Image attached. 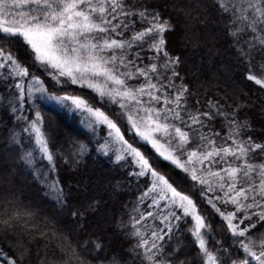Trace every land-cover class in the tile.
I'll return each mask as SVG.
<instances>
[{
	"label": "snow or ice",
	"instance_id": "1",
	"mask_svg": "<svg viewBox=\"0 0 264 264\" xmlns=\"http://www.w3.org/2000/svg\"><path fill=\"white\" fill-rule=\"evenodd\" d=\"M211 7L224 21L241 78L264 92V0H214ZM157 8L152 0H0V114L10 121L8 139L63 210L68 194L50 175L54 155L39 102L77 113L92 136L74 142L71 161L90 149L111 153L143 185L120 221L142 249L135 253L139 264H176L177 232L190 234L184 247L195 254L180 264H264V136L257 142L247 119L226 102L195 99L177 71L180 56L165 40L174 26ZM33 136L48 166H37ZM166 168L179 170L192 195L179 190ZM22 197L19 189L4 190L0 230L46 237L48 229L21 212ZM92 206L70 215L78 221ZM22 214L29 217L23 229ZM89 243L102 247L93 241L81 247ZM30 255L0 237V264H28ZM34 255L40 264L65 259Z\"/></svg>",
	"mask_w": 264,
	"mask_h": 264
},
{
	"label": "trees",
	"instance_id": "2",
	"mask_svg": "<svg viewBox=\"0 0 264 264\" xmlns=\"http://www.w3.org/2000/svg\"><path fill=\"white\" fill-rule=\"evenodd\" d=\"M152 2L157 4L163 18L174 26L171 33H165V40L169 51L180 56L182 64L177 71L189 84L195 99L203 104L206 99L214 98L236 108L240 118L247 119L253 138L259 142V137L264 136V92L258 90L259 85L241 78L243 66H238L231 50L224 21L211 7L214 0ZM39 103L43 116L41 129L54 155L55 167L50 175L68 194L65 199L69 207L62 210L54 201V193L46 197L45 188L32 178L30 170L20 164L17 158L19 147L8 139L9 133L5 131L10 121L0 114V196L5 189H19L23 193L19 205L21 212L27 209L32 213L30 219L33 223L40 229H48L46 237L36 234V230L22 231L19 236L12 230H0V237L8 236L27 247L31 254L28 264H40L34 255L38 251L42 257L46 253L47 259H54L53 253L56 256L63 254L65 259L58 264H110L113 258L118 264H139L135 253L142 249L135 247V239L124 234L126 229L120 227V221L127 220L125 205L131 210L138 189L143 185L130 175L125 165L119 161L115 163L111 153L105 155L90 149L73 163L69 152L73 150L74 142H87L86 135L92 136L91 130L86 122H81L77 113L70 114L54 102ZM99 135L103 133H97ZM30 145L37 166H48L34 136ZM57 152L59 156H56ZM165 174L176 182L179 190L189 195L195 191H188L189 185L184 183L179 170L166 168ZM192 198L196 199L195 196ZM89 204L93 206L78 221L71 217L72 211L87 208ZM25 219L29 217L22 214L21 229ZM189 235L177 232L172 241L175 250L172 254L178 257L176 264L195 255H186L191 247H184ZM216 239L224 238L217 235ZM82 241L100 243L102 247L97 250L89 243L85 250L81 247ZM209 247H212L210 239Z\"/></svg>",
	"mask_w": 264,
	"mask_h": 264
},
{
	"label": "rangeland",
	"instance_id": "3",
	"mask_svg": "<svg viewBox=\"0 0 264 264\" xmlns=\"http://www.w3.org/2000/svg\"><path fill=\"white\" fill-rule=\"evenodd\" d=\"M113 161H114L115 163H117V161L115 160V158H113Z\"/></svg>",
	"mask_w": 264,
	"mask_h": 264
}]
</instances>
